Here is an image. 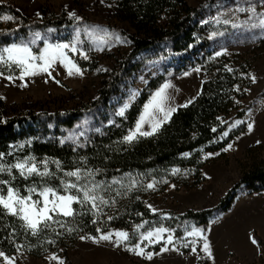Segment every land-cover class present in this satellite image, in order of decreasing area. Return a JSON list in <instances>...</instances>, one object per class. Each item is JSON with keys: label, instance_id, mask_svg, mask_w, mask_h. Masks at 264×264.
<instances>
[{"label": "trees", "instance_id": "16d2710c", "mask_svg": "<svg viewBox=\"0 0 264 264\" xmlns=\"http://www.w3.org/2000/svg\"><path fill=\"white\" fill-rule=\"evenodd\" d=\"M224 1L232 0H206L198 7H192L188 0H116L115 18L131 29L130 32L121 31L130 41L131 51L125 58L115 59L119 64L112 69L108 68L103 74L95 100L63 112H37L36 109L30 108L25 113L18 111L16 115H11L10 110L13 108L7 106L0 97V152L5 153L0 162L14 164L17 159L32 155L38 161L45 157L49 160L57 159L65 171L76 167L99 169L97 180L111 181L113 177H117L127 182L125 174L131 173L137 179H142L145 184L153 178L157 181L154 189L137 187L127 196L117 197V203L113 207L104 209L107 215L114 217L111 221L104 216L97 223H93V215L90 212L81 213L79 206L74 203L73 208L77 214L74 217L62 218V221L66 222V228L54 225L56 232L63 233L62 235H56L51 229L45 230L39 238L30 233L26 234L19 219L6 215L0 209V250L10 256L24 254L36 259L55 253L63 255L66 263L71 264L68 251L79 243L80 236H98L97 227L102 231L126 230L131 236L135 225L147 221L154 226L162 223L165 227L174 228L175 236L180 238L185 234L184 225L204 226L216 215L227 212L240 192L264 193V145L256 144L246 150L245 160L241 163L240 180L215 208L190 210L183 214L164 212L170 214L169 218L162 217V213H153L147 207L149 200L159 197L170 185L186 190L198 188L206 181L202 173L205 166L203 154L221 151L244 132V128H241L228 138H221V133L228 130L229 123H221L217 119L220 117L226 121L234 114L237 119L243 118L251 107V104L244 106L249 92L244 89L250 90L253 86L249 78V75H252V63L242 54L213 58L211 51L197 53L190 66L201 65L205 71L198 96L186 107L179 108L152 136L140 138L131 144L122 141L127 130L134 126L150 94L165 79L185 71L189 65L185 64L184 68H179L169 76L161 75L152 80L124 117H115L111 126H104L100 132L88 134L86 140L79 142L83 147L72 142L61 143L87 113L108 106L119 94L124 80L138 71L139 64L136 60L140 56L149 54V60L171 54L182 55L206 39L210 29L198 19L207 8ZM5 14L12 15L15 19L0 21V46L21 38H30L31 32H43L48 28L61 30L76 25L64 13L49 18L44 12L42 20H31L13 4L0 3V16ZM227 27L230 28L229 25ZM254 42L259 44V49H264V40ZM250 43L241 42L244 45ZM38 46L43 47V42ZM259 57L257 56V59ZM79 65L82 68H97V65L89 62H79ZM225 65L233 71H227ZM236 86H239L240 91L236 90ZM213 128L216 129L215 132L212 131ZM185 152L190 155H182ZM81 157L86 158V162L82 161ZM49 167L53 172H57L55 164H49ZM172 168H178L180 171L173 174ZM13 174L16 179L10 182L14 188L20 189L21 194H26V187L34 181L39 186L38 177L33 176L25 180L15 169ZM61 175L63 173L57 172V176ZM0 179L10 177L7 173H2ZM47 183L58 186L60 181L57 178H49ZM147 227L148 224H145L142 231ZM12 228L16 229V243L23 246L19 252L7 238ZM67 228L74 230L69 232ZM254 238L264 263V241L256 233ZM137 239L138 236H133L132 243ZM51 240L55 243H49ZM160 246L158 244L154 250H159ZM198 264H209V261L200 260Z\"/></svg>", "mask_w": 264, "mask_h": 264}, {"label": "rangeland", "instance_id": "374dc122", "mask_svg": "<svg viewBox=\"0 0 264 264\" xmlns=\"http://www.w3.org/2000/svg\"><path fill=\"white\" fill-rule=\"evenodd\" d=\"M205 1L188 0L192 7H198ZM249 2L256 4L257 11H261L262 6L259 0L224 1L221 4H215L207 8L198 20L202 25L208 27L210 32L206 39L201 40L188 53L182 55L171 54L149 60V54L140 56L136 60L139 64L138 71L124 80L119 94L112 99L109 105L87 113L78 122L76 128L65 136V138L70 134L78 136L83 131L85 135L78 136V140L81 142L87 139L88 134L97 132L95 129L99 128L101 131L104 126H111L112 123H109V121H114L115 117H121L116 115V112L128 101L132 92H137V94L131 106L126 110L125 115L132 105L138 101L152 80L161 75L169 76L179 68H184L185 64L189 67L170 78V80L175 87H178L177 91L183 92L185 89V94H188L184 99L185 101L178 105H184L186 101L193 97L196 99L201 83L205 78V71L201 65L190 66L196 59L197 53L211 51L213 53L212 57L216 58L217 56L214 55L216 51L227 48V52L222 55H245L252 63V75L256 77V82L253 83L248 92V98L244 102L245 107L251 104L250 109L252 111L249 113L248 110L245 116L240 119H237L235 114L230 116L226 120L229 125H232L236 120H242L244 123L231 128L228 127L229 134L224 139L241 128H244V132L230 142L233 144L231 149L212 152L218 153V155L211 157H206L209 152L203 154L202 160L205 162V166L202 173L206 181L198 188L186 190L170 185L159 197L149 200L147 205L151 204L160 210L156 213L183 214L190 210L203 211L215 208L226 193L240 180L241 163L245 160L246 150L256 144L264 145V135L261 134V132L264 134V49H259V44L254 42L259 39L264 40V32L258 28L248 29L243 26L233 28L231 24H228L230 26L228 29V25H217L212 21V17L216 16L218 12H227L229 8L234 9L237 6L247 7ZM0 3L13 4L24 16L31 20H42L44 12H46V17L54 18L62 13L68 17L67 13L69 11H75L77 15L83 17L84 22L101 25L110 32L114 31L123 39L126 38L121 34V31H131L127 24L121 23L115 18L116 0H104L103 3H101V0H0ZM237 15L239 21H243L248 13H238ZM228 17L236 20V17H233L230 12ZM202 21H207V23H202ZM75 26L56 30L54 33L49 34L52 37V42L70 39L74 34ZM213 31H218L222 35L213 37L211 36ZM41 33H46V31ZM81 39L85 41V46L91 43V39L83 33ZM106 39L111 41V45L105 46L103 51L95 49L89 51L88 60H83L78 54L69 53L78 63L89 62L97 65L96 69L81 67L84 69L83 76L68 77L66 69L58 66L52 71V76L60 81L59 84L48 77L47 74L25 78V81L15 79L14 83L0 77V97L7 106L13 108L10 110L11 115H16L18 111L25 113L30 108L36 109L37 112L42 110L50 113L63 112L95 100L98 86L103 79V74L106 72L104 70L97 71V69H112L119 64L115 59L125 58L131 51L130 43L117 42L113 36H108ZM243 41L251 43L244 45L241 44ZM40 42L43 41H38V45ZM257 56L260 57L257 59ZM196 68H199L200 71H195ZM185 72L189 74L187 76L183 75ZM5 75H7V72H5ZM22 83H26V86L21 87ZM188 90L191 91L192 95ZM187 96L189 97L188 100ZM253 121V130L249 132L246 125L248 122ZM147 127L148 125H145L146 129ZM65 138L62 139L64 142H72ZM33 198H36L35 195ZM195 226L206 230L205 235L210 241L212 258H209L202 251V241H198L196 244V253L191 251V247L180 246L179 242L177 246L180 251L160 252V249L154 250V247L158 244L153 245L146 248L145 251H153L159 253V255H153L152 259L149 260L144 256H138L128 251L123 243L116 246L113 242L101 241L95 243L91 239L80 240L75 247L68 251V258L71 264H198L200 260H208L209 264H264L262 263L260 248L257 244L254 245L250 239V236L254 237V233H256L264 241V193L248 194L247 192H240L227 212L216 215L204 226ZM140 231H142V228ZM180 238L186 241L193 239L185 234ZM56 255L64 260V264H67L63 255ZM49 256L36 259L24 254L16 255L17 264H58L57 260H49ZM0 264H3L2 258H0Z\"/></svg>", "mask_w": 264, "mask_h": 264}, {"label": "snow or ice", "instance_id": "6c2138e0", "mask_svg": "<svg viewBox=\"0 0 264 264\" xmlns=\"http://www.w3.org/2000/svg\"><path fill=\"white\" fill-rule=\"evenodd\" d=\"M104 0H101L103 3ZM262 8L261 11H257V6L254 3L249 2L247 7L237 6L232 9L229 8L227 12H218V14L212 17V21L217 25L231 24L233 28L245 27L248 29H260L264 32V0H259ZM111 6V5H109ZM67 7V6H65ZM231 13L236 20L228 17V13ZM238 13H248L247 17L243 21H239ZM39 15V13H37ZM68 17L76 23L74 28V34L70 39L56 40L52 42V37L49 35L56 30L48 28L46 33L35 31L29 33L30 38H21L18 41L6 42L3 46H0V77L8 81L15 82V79L25 81V78H31L40 74H47L48 77L55 80L57 84L60 83L52 76V71L58 66H62L67 71L68 76H83L84 69H82L79 63L69 53L78 54L83 60H88V52L93 49L97 51H103L105 46H110L111 41L106 39L108 36H113L117 42L130 43L126 39L120 37L114 31H109L103 28L101 25H93L84 22L83 17L77 15L75 11H69ZM227 17V18H226ZM14 16L5 14L0 16V21H13ZM239 21V22H237ZM207 23V21H202ZM87 35L91 39V43L85 46V41L81 39V34ZM103 33V35H101ZM7 35V33H5ZM222 35L218 31H213L211 36ZM38 41H43V47L38 46ZM35 49V50H34ZM227 52V48H221L220 51L215 52V56H221ZM227 71L232 72L233 69L225 65ZM107 71V69H97V71ZM195 71H200L196 68ZM7 72V75H5ZM189 73L185 72L183 75L187 76ZM242 75H248L243 74ZM249 78L253 83L256 82L255 75H249ZM26 86V83H22L21 87ZM171 90V91H169ZM236 90L240 91L239 86H236ZM177 91L175 85L170 79H165L155 91H153L148 100L143 104V109L136 119L134 126L127 130V134L122 137V141L131 144L143 137H149L156 134L162 125H164L171 118L178 108L186 107L187 104L192 103V99L185 102L184 105H178L175 103L173 93ZM245 92L249 91L244 89ZM137 92H132L128 98V101L121 106L116 115L121 117L125 116L126 110L131 106L132 101L135 99ZM238 103V101H237ZM249 109V113H251ZM221 123H227L220 117H217ZM114 121H109L113 123ZM244 121L236 120L229 128L235 125H241ZM145 125H148L147 129ZM247 129L249 132L253 130L254 121L247 123ZM95 131L99 132L97 128ZM216 131L215 128L212 129ZM228 131L221 133V138L228 136ZM85 133L81 131L78 136H84ZM78 136L70 134L65 139L71 140L79 147H83L79 143ZM87 142V141H85ZM64 143V140H61ZM259 143V141H257ZM233 147V144L229 143L224 151H227ZM75 150V149H74ZM184 156H189L190 153H182ZM218 155V153L209 152L206 157ZM5 153L0 152V161H2ZM82 161L86 162V158L81 157ZM49 164H55L57 172L63 173L61 176H57V172H53ZM15 169L19 176L25 180L30 177L39 178V186L34 181L30 186L25 189L26 194H21L19 188H14L10 181L16 179L13 174ZM173 174L180 171L178 168L171 169ZM100 172L99 169H91L88 167H76L71 170L65 171L61 165V162L57 159L49 160L45 157L41 160H37L35 156L29 155L21 159H17L14 164H5L0 162V174L7 173L10 179H0V209L4 211L6 215L16 217L21 222V228L27 234L39 238L40 234L47 229H51L56 235H62L63 233L56 232V227L66 228V222L62 221L63 217H74L77 213L73 208V204H77L81 210V213L90 212L94 219L93 223H97L102 217L106 216L107 220L111 221L114 217L107 215L104 212L106 207L111 208L117 203V197L127 196L131 191L137 187L145 189H154L157 181L153 178L146 184L142 179H137L131 173L125 174L127 182L125 180L113 177L111 181L97 180L96 176ZM143 176V174H138ZM57 178L60 183L58 186H52L47 183V179ZM74 178V179H73ZM166 182V181H165ZM116 187H113V186ZM175 187V185H172ZM6 189V191H5ZM115 195H112V193ZM34 195L36 198L34 199ZM138 199V197H137ZM147 207L156 213L160 210L153 207L151 204ZM138 215H141L138 213ZM162 217H169L170 214L162 213ZM148 224V227L144 228V225ZM73 228H67V231H73ZM98 236H80L81 240L91 239L95 243L101 241L113 242L116 246L124 244L125 248L133 252L138 256H144L151 260L153 255H159L153 251H145L146 248H150L153 245L160 244V252L168 251H180L177 243H180L182 247H191L193 253L197 252L196 244L198 241H202V251L212 258V249L210 241L205 235V229L197 227L195 225H184L185 235L192 237L191 241L183 240L174 235L175 229L165 227L162 223L159 226H154L147 221L137 224L134 227V232L130 236L129 232L122 229L102 231L100 227L96 228ZM16 229L12 228L9 236L7 237L11 243H13L17 252L21 250L22 245L16 243L15 240ZM138 236L135 243H132V237ZM251 242L256 245L257 241L254 237H251ZM49 243H55L54 240ZM258 246V245H257ZM0 258L3 260V264H17V257L15 255H8L3 250H0ZM49 260H57L58 264H64V260L58 257L55 253L48 257Z\"/></svg>", "mask_w": 264, "mask_h": 264}, {"label": "bare ground", "instance_id": "6f19581e", "mask_svg": "<svg viewBox=\"0 0 264 264\" xmlns=\"http://www.w3.org/2000/svg\"><path fill=\"white\" fill-rule=\"evenodd\" d=\"M66 73V72H65ZM65 73H63V74H65ZM68 76V75H67ZM68 77H70V76H68ZM67 77V78H68ZM73 77V76H72ZM183 87V86H182ZM185 87V86H184ZM178 87H176V89H177ZM186 88V87H185ZM188 88V87H187ZM180 89V88H179ZM184 89V88H183ZM191 89V88H190ZM182 90V89H181ZM185 90V89H184ZM184 90H183V92L182 91H175L174 93H173V95H174V98H175V103L176 104H182L185 100V98H186V95H188V94H185L186 92H184ZM187 90V89H186ZM169 91H171V90H169ZM189 91V90H188ZM191 91H189V93H190ZM191 95H192V93H190ZM190 94H189V96H190ZM188 96H187V100H188ZM259 123V122H258ZM262 126V125H261ZM264 127V126H263ZM256 129V128H255ZM260 130H261V128H260ZM257 131V130H256ZM258 134H259V132H258ZM261 134L262 135H264L263 134V132H261ZM255 135V134H254Z\"/></svg>", "mask_w": 264, "mask_h": 264}]
</instances>
